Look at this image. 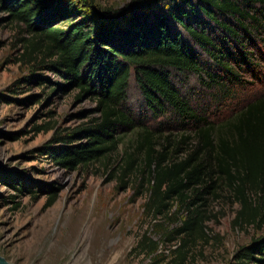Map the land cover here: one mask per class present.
<instances>
[{"label": "trees", "instance_id": "1", "mask_svg": "<svg viewBox=\"0 0 264 264\" xmlns=\"http://www.w3.org/2000/svg\"><path fill=\"white\" fill-rule=\"evenodd\" d=\"M75 2L0 0L29 35L22 39L23 60L48 67L64 80L51 87L36 75L24 79L43 87L46 97L37 102L77 89L78 100L97 103L98 118L66 133L56 131L37 153L73 171L111 159L126 133L135 132L118 166L121 183L134 178L147 194L144 215L152 224L133 252L149 259L159 256L153 232L174 217L181 225L162 236L180 241L173 264H187L190 246L209 237V201L219 198L223 187L241 207L234 226L263 228L264 91L221 123L212 112L239 98L247 83L242 74L257 73L258 57L264 60V0H131L117 9L90 4L78 9ZM253 47L258 54L249 50ZM191 77L204 91L195 104ZM132 79L146 111L164 120L157 127L133 117L127 105ZM19 85L14 94H21ZM56 128L45 123L32 132ZM6 184L15 192L11 203L16 207L21 195L36 200L42 192L21 178ZM43 191L48 209L61 188L49 185ZM235 260L264 264V236L241 247Z\"/></svg>", "mask_w": 264, "mask_h": 264}, {"label": "rangeland", "instance_id": "2", "mask_svg": "<svg viewBox=\"0 0 264 264\" xmlns=\"http://www.w3.org/2000/svg\"><path fill=\"white\" fill-rule=\"evenodd\" d=\"M75 1L78 9L85 8L86 4L117 9L131 0ZM24 29V24L12 20L0 3V256L12 264H173L176 257L173 251L180 241L168 242L162 235L181 225L174 217L163 230L152 234L160 242L157 258L149 259L133 252L152 224V219L144 215L147 201L144 188L134 178L126 179L125 184L120 181L122 171L118 161L135 139V132L126 133L111 159L73 171L56 165L46 154L37 153L56 131L66 133L88 125L99 114L95 112L94 100H78L77 89L55 92L43 103L37 102L46 97L43 87L34 80L27 84L24 79L36 75L49 80L51 87L60 86L64 80L48 67L36 68V62L23 60L22 39L29 37ZM249 50L258 54L255 47ZM256 63L257 73L243 69L247 83L239 98L219 107L215 111L218 113L212 112L218 123L264 91V60L258 57ZM18 82L21 89L17 91L21 94H14L12 90ZM188 85L195 104L204 91L194 77ZM127 105L140 124L153 128L164 121L146 111L134 79ZM45 123L55 124L57 128L38 135L32 132L34 126ZM164 129L168 130L165 126ZM168 133L170 128L165 132ZM12 135L18 139L12 140ZM17 178L35 191L42 190L36 200L30 195H21L15 199L20 202L19 207L11 203L15 192L6 181ZM49 185L61 191L53 206L44 209L48 195L43 189ZM219 194V198L209 201L207 209L209 237L190 246L187 264H235V255L241 247L264 236V227H235L234 220L241 207L227 187ZM179 217L184 219L186 213Z\"/></svg>", "mask_w": 264, "mask_h": 264}, {"label": "water", "instance_id": "3", "mask_svg": "<svg viewBox=\"0 0 264 264\" xmlns=\"http://www.w3.org/2000/svg\"><path fill=\"white\" fill-rule=\"evenodd\" d=\"M0 264H12V263L8 262L5 258L0 256Z\"/></svg>", "mask_w": 264, "mask_h": 264}]
</instances>
